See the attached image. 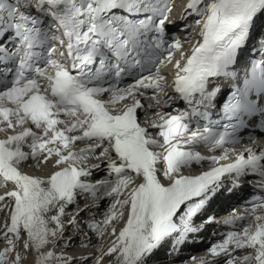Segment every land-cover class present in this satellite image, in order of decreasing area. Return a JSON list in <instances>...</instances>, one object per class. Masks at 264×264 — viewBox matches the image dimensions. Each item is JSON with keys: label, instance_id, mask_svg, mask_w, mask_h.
Masks as SVG:
<instances>
[{"label": "snow or ice", "instance_id": "snow-or-ice-1", "mask_svg": "<svg viewBox=\"0 0 264 264\" xmlns=\"http://www.w3.org/2000/svg\"><path fill=\"white\" fill-rule=\"evenodd\" d=\"M173 11L0 0V264H82L66 250L90 234L108 241L95 264L179 255L249 177L259 188L199 264H264V151L234 150L246 117L264 129V0H184L179 22Z\"/></svg>", "mask_w": 264, "mask_h": 264}, {"label": "bare ground", "instance_id": "bare-ground-1", "mask_svg": "<svg viewBox=\"0 0 264 264\" xmlns=\"http://www.w3.org/2000/svg\"><path fill=\"white\" fill-rule=\"evenodd\" d=\"M174 1L176 3V2H178L180 0H174ZM183 2H184V0H182L180 2V5L177 7V9H175L173 11V16H174V18L176 17L175 19L177 20V22H179V19L177 18L178 17L177 15L179 13H177V12L179 10L180 11L182 10ZM173 31H176V29L173 28ZM182 33H183L182 31H179V34H182ZM180 36H182V35H180ZM190 36H191V38H193L192 33H191ZM182 40H184V38ZM186 49H187V47H186ZM242 63H243V61H242ZM148 112L150 114L151 110H148ZM257 145L259 146V144H257ZM97 175H103V173H97ZM236 196H237V193L234 196H231V197H228L225 194V196L220 198V202L219 203H225L227 201L231 202V201H233L236 198ZM219 203L215 204V206H218ZM81 205H83V202L81 203ZM237 208H238L237 207V202H235V203L230 204L228 206V209L226 211H224V212H222L221 210L213 209V213L212 214H216L215 216H216V219H217L218 223L211 225L212 226L211 230H213V232H212V237L210 239H207V235H204L205 232L208 231V229L210 227L209 226L204 231V234H202V236H201V234L198 235V237L196 238V241L194 243L191 241V238H190V242L183 246V248L181 249V251L179 253V256L175 260L173 259L174 255L169 256L167 254L166 249H161V252L160 253L158 252L159 254H156V258L154 260L155 261L154 264H199V262L201 260H212L210 258H213V257L210 256L208 249L210 248V246L213 243L219 242L220 239H221L222 235H220V233L216 232L217 229L219 228V225L223 224L222 222H220V220H223L225 218V215H228V217H230L232 212L234 210H236ZM71 210H74V209L70 208L69 211H71ZM100 210H101V207H100V209L94 210L96 212V219L97 220L101 219L100 214L102 212ZM237 213H239V212H237ZM2 222H3V218H2V216H0V223H2ZM197 223H199V221H197ZM209 233H211V232H209ZM90 235H91V240H90V244H91V243L95 242L96 237L93 236V234H90ZM85 239H87V238H85ZM79 242H80V240H77V238L73 237L72 246L66 250V253L68 251L71 252L69 256L73 257V259L75 261H81L83 263V261L85 260L86 263H87L89 257L91 258V257L95 256L96 254L99 255V253L96 250H93V251L90 250L87 253L84 252L83 250H79L80 249L79 248V246H80ZM76 243H78L79 246H77ZM100 246H103V245L100 244ZM91 251H92V253H91ZM30 260H31V258H29L28 264H30Z\"/></svg>", "mask_w": 264, "mask_h": 264}, {"label": "rangeland", "instance_id": "rangeland-1", "mask_svg": "<svg viewBox=\"0 0 264 264\" xmlns=\"http://www.w3.org/2000/svg\"><path fill=\"white\" fill-rule=\"evenodd\" d=\"M180 10L177 12V13H179L180 14ZM179 14L177 15V16H179ZM176 15V14H175ZM176 18V17H175ZM83 201H81V203H82ZM99 204H100V206H101V214H100V216H101V219L103 218V211H104V209L106 208V206H107V198H105L104 200H101L100 202H99ZM73 209V208H72ZM71 211H73V210H71ZM98 217V216H97ZM89 218H91V216H89ZM214 227V226H213ZM211 228H212V226H210L209 227V229H208V231H206L205 232V234L204 235H207L209 232H211L212 230H211ZM209 235V234H208ZM93 236H95L94 234H93ZM96 237V236H95ZM74 238H77V240H81V237L80 236H74ZM107 239H106V237H101L100 239H97V237H96V239H95V242H93V243H91L90 244V246L88 247V248H84V247H80L79 246V244L78 243H76L77 244V246H79V250H83L84 252H88V251H90V250H96L97 251V248H98V246L100 247V244H102V245H105L107 242ZM78 242V241H77ZM80 243V242H79ZM208 246V245H207ZM78 250V249H77ZM92 251H91V253H92ZM161 252V250L159 251V253ZM70 253L71 252H67L66 253V255H70ZM159 253H157V254H159ZM97 255V254H96ZM95 255V256H96ZM174 255V254H173ZM174 257V256H173ZM210 259H214V258H210ZM172 261V260H171ZM157 262V261H156ZM108 264V260H107V258H105L103 261H102V264ZM155 263V261L153 262V264ZM82 264H95V261L92 259V257L90 258L89 257V259H88V261H87V263H86V261L84 260L83 261V263Z\"/></svg>", "mask_w": 264, "mask_h": 264}]
</instances>
